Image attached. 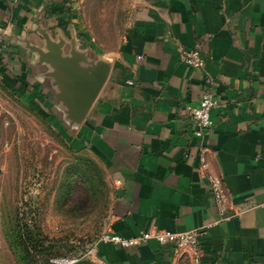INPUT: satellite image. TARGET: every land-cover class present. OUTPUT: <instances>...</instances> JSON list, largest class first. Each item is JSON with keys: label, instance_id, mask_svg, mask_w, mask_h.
<instances>
[{"label": "crops", "instance_id": "1", "mask_svg": "<svg viewBox=\"0 0 264 264\" xmlns=\"http://www.w3.org/2000/svg\"><path fill=\"white\" fill-rule=\"evenodd\" d=\"M134 21L117 48L101 53L76 38L87 62L109 65L107 78L76 131L62 122L55 100L52 44L71 50L77 29L74 0H0L5 47L0 80L66 128L73 147L105 172L110 203L103 232L132 237L142 230L186 232L206 227L203 264H264V0H138ZM71 29V30H70ZM198 49L202 71L180 62ZM86 65L82 64V67ZM209 81V82H207ZM205 91L219 100L200 140L188 107ZM52 108V109H51ZM206 147L241 216L215 224L218 214L198 170ZM77 264H183L171 244L133 249L100 243Z\"/></svg>", "mask_w": 264, "mask_h": 264}, {"label": "rangeland", "instance_id": "2", "mask_svg": "<svg viewBox=\"0 0 264 264\" xmlns=\"http://www.w3.org/2000/svg\"><path fill=\"white\" fill-rule=\"evenodd\" d=\"M74 4L78 28L70 29L71 35L87 37L105 53L117 48L139 3ZM23 93L0 80V264H47L53 256L86 251L99 238L111 189L102 167L75 149L66 128L45 117ZM25 226L40 235V249H20L14 232Z\"/></svg>", "mask_w": 264, "mask_h": 264}, {"label": "built area", "instance_id": "3", "mask_svg": "<svg viewBox=\"0 0 264 264\" xmlns=\"http://www.w3.org/2000/svg\"><path fill=\"white\" fill-rule=\"evenodd\" d=\"M4 43L5 28L0 24V55L4 51ZM179 58L181 63L195 70L202 71L205 68L206 62L198 49L181 50ZM219 105L218 98L212 92L205 91L196 106L188 107L191 120L196 127L195 136L200 140H203L210 131L212 127L211 111L219 108ZM208 152L209 150L206 147L200 148L198 170L217 209L218 217L215 224L225 223L241 216L251 208L244 209L232 202L221 176L217 175L211 167L207 157ZM205 229L206 227H200L186 232L148 229L142 230L132 237H123L111 231H105L81 255L52 258L49 260V264H77L85 258H93L97 254V245L100 243L127 250L137 248L151 241L159 245L171 244L173 246V255L183 261V264H203V250L200 245V239L204 235Z\"/></svg>", "mask_w": 264, "mask_h": 264}, {"label": "water", "instance_id": "4", "mask_svg": "<svg viewBox=\"0 0 264 264\" xmlns=\"http://www.w3.org/2000/svg\"><path fill=\"white\" fill-rule=\"evenodd\" d=\"M72 41L68 55H64L61 50L64 42L50 45L47 54L39 52L41 58L42 55L46 56L45 61L52 68L50 75L53 86L59 91L54 99L66 108L61 120L68 133L76 131L85 118L107 78L109 69L104 61L95 64L87 62L86 54L76 48L75 36ZM82 64L86 66L82 67Z\"/></svg>", "mask_w": 264, "mask_h": 264}, {"label": "trees", "instance_id": "5", "mask_svg": "<svg viewBox=\"0 0 264 264\" xmlns=\"http://www.w3.org/2000/svg\"><path fill=\"white\" fill-rule=\"evenodd\" d=\"M36 233H37L36 230L34 231L33 229L27 228L26 226L25 228L16 231V233L14 232V234H16L15 236L18 237L19 241L22 243L20 248L22 251L28 252L30 250H37L42 247V240L40 238V235ZM83 251H85L84 248L72 252L70 254H66L62 256H53V257L56 258V257L74 256L82 253ZM50 259L51 258L48 259L47 264H49Z\"/></svg>", "mask_w": 264, "mask_h": 264}]
</instances>
